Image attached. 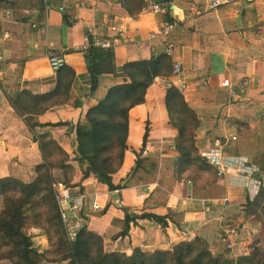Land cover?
Segmentation results:
<instances>
[{"label":"crops","instance_id":"0c3cea01","mask_svg":"<svg viewBox=\"0 0 264 264\" xmlns=\"http://www.w3.org/2000/svg\"><path fill=\"white\" fill-rule=\"evenodd\" d=\"M54 2L29 23L14 21L0 7V56L4 58L0 64V178L15 172V177L30 180L42 161L33 134L7 96L16 99L22 92L41 96L53 91L59 68L67 65L77 77L76 100L81 98L90 90L91 79L85 53L79 49L86 38L95 36L121 41L112 51V73H106L102 63H93L100 80L99 99L114 87L131 84L124 71L126 64L159 58L165 55L166 43L174 44L173 58L165 57L172 68L174 62L182 65L181 78L186 83L183 95L188 109L199 120V151L216 139L237 136L232 154L256 158L264 141V0H258L257 6V0H233L216 10L202 0ZM154 4L161 6L160 13L154 12ZM68 9L73 10L69 11L70 25L64 18ZM166 25L173 28L160 36ZM171 73L169 79H156L146 103L130 112L128 150L122 170L113 180L117 185L125 178L121 186L110 193L107 185L92 177L83 184L86 190L80 188L85 208L82 219L76 222L77 231L86 220L90 231L104 237L109 252L131 254L134 248L171 250L182 241L200 237L220 254L222 225L243 227L247 223L241 239L249 244L257 241L264 250L263 201L258 198L252 202L253 208L245 207L250 201L247 190L228 179L219 178L217 183L203 187L194 186L190 180L175 179L178 132L170 125L166 109L169 86L159 82L173 79L172 69ZM225 80H230V87L223 86ZM246 81L249 85L241 92ZM69 110L61 108L41 119H51L52 114L56 119L64 118L61 112ZM148 123L147 141L157 150V158L139 163L136 176L127 178L146 146ZM35 156L40 163L33 165ZM24 172L30 179H25ZM261 179L264 184V172ZM148 186H152L151 192H146ZM261 197L264 200V188ZM226 198L230 199L228 205ZM95 201L103 209L109 207L105 215L94 211ZM132 208L160 216L171 214L172 219L167 228L145 220L131 223L128 235L120 236L126 231V212H134Z\"/></svg>","mask_w":264,"mask_h":264},{"label":"trees","instance_id":"16d2710c","mask_svg":"<svg viewBox=\"0 0 264 264\" xmlns=\"http://www.w3.org/2000/svg\"><path fill=\"white\" fill-rule=\"evenodd\" d=\"M53 5L54 0H0L1 9H6L14 21L21 23H29L34 15L44 14ZM69 11L73 10H66L64 18L70 25ZM132 16L138 18V15ZM85 59L91 86L78 100L75 93L77 77L67 65L59 68L53 91L41 96L22 92L16 99L7 96L15 113L33 134L42 161L34 168L30 180L15 176L0 179V264H264V250L257 241L251 244L249 255L237 260L224 253H215L212 246L200 237L182 241L171 250L135 249L129 255L107 253L104 237L90 231L86 220L76 232L75 239L71 240L53 189L57 176L70 188L82 187L90 177L107 185L110 191L120 187L121 184L115 185L113 180L122 169L128 150L130 112L146 103L156 79H169L172 74V63L165 55L153 57L150 61L128 63L124 71L131 84L114 87L99 99L100 80L93 71V63H102L106 73H112L113 53L91 48L85 53ZM73 99L75 101L71 102ZM61 108L75 110L74 117L39 122L48 113ZM166 109L170 125L178 132L175 179L190 180L197 187L217 183V169L200 156L197 143L199 120L188 109L183 92L175 85L167 88ZM54 130L65 131L70 150L55 137ZM149 132L148 123L144 144ZM254 162L263 173L264 151ZM139 163L148 162L137 159L127 178L136 173ZM247 202L245 207L251 205L253 208L252 202ZM170 219L171 214L160 216L128 211L124 220L126 231L120 236L128 235L131 223L145 220L167 228ZM31 225L49 237L50 245L46 251L36 246L35 236L27 232Z\"/></svg>","mask_w":264,"mask_h":264},{"label":"built area","instance_id":"2783aa9c","mask_svg":"<svg viewBox=\"0 0 264 264\" xmlns=\"http://www.w3.org/2000/svg\"><path fill=\"white\" fill-rule=\"evenodd\" d=\"M207 6L216 10L222 6L230 4L233 0H202ZM264 11V4H263ZM154 12L160 13L162 11L161 6L158 4H154L152 6ZM63 10V8H61ZM9 15L10 12H7ZM173 28L171 25H166L160 31L161 35H166ZM121 45V41L118 39L108 40L101 39L99 37H91L86 38L84 40V45L80 47L79 51L82 53H87L91 48H98L106 51H113L117 46ZM175 46L171 43H166L165 47V55L172 59L174 56ZM4 61V58L0 56V64ZM182 65L179 62H174L172 72L174 78L171 80H163L159 81L167 86L175 85L177 88L184 92L186 88L185 81L181 78L182 75ZM249 85V82H244L241 88V92ZM224 87H230V80H225L223 83ZM236 97L237 94L234 93ZM238 141L237 136H227L223 139H216L212 144L207 145L205 148L200 149V156L205 160L210 166L214 167L218 171V176L222 180L232 181L233 184L243 185V187L249 191L251 194L250 201L255 202L258 198L261 197L264 184L261 179L262 170L260 167L252 162L247 157L239 156L236 154H232L231 148L234 146L233 144ZM162 150L160 149V153ZM157 158V150L153 145H151L148 141L146 142L145 148L140 151L137 155V159L146 160L153 162L152 159ZM192 182H190V185ZM53 189L56 193V198L58 202V206L61 212L62 219L69 229V236L71 240L75 239L76 232L72 231L73 227L78 228L76 226L77 220L81 217L82 210L84 208V200L83 196L80 194L79 188H70L67 187L63 181L56 180L53 183ZM146 191H151V187H146ZM225 204L228 205L230 203V199H225ZM95 210L100 209V205H94ZM67 215H65V211ZM74 217H72V215ZM74 224L72 226V222ZM242 229L239 228L236 224L225 223L221 227V243L223 245V251L227 257L237 260L242 256H246L250 254L251 244L247 243L242 238L241 235Z\"/></svg>","mask_w":264,"mask_h":264},{"label":"rangeland","instance_id":"374dc122","mask_svg":"<svg viewBox=\"0 0 264 264\" xmlns=\"http://www.w3.org/2000/svg\"><path fill=\"white\" fill-rule=\"evenodd\" d=\"M258 5V0H257V3L254 5V6H257ZM63 12H64V10H63ZM77 88V87H76ZM75 101V99H73V100H71V102H74ZM74 115H75V110H69V112L68 111H62L61 112V116L62 117H64L63 119L64 120H66V119H71L72 117H74ZM50 120H53V121H55V120H57L56 119V116L54 115V114H52V118L51 119H48V120H42L41 119V122H50ZM65 131L64 130H54V132H53V134L55 135V137L67 148V150H70V148H69V142L65 139L66 137V135H65V133H64ZM198 143V142H197ZM263 144H264V141H261V143H260V152L259 153H261L262 151H263ZM198 145H199V143H198ZM250 160H252V162L254 163V164H256L255 162H254V160L253 159H250ZM147 162H150V161H147ZM35 163L36 164H39L40 163V161L38 160V158L35 156V157H33L32 158V164L33 165H35ZM257 165V164H256ZM1 166H3V165H1ZM136 166V165H135ZM135 169H136V167H135ZM12 170V169H11ZM122 170V169H121ZM120 170V171H121ZM137 170V169H136ZM20 171H21V169H20ZM119 171V172H120ZM118 172V173H119ZM137 172V171H136ZM118 173L116 174V175H118ZM16 175V173L15 172H11V174L9 175V176H6V178L5 179H7V178H11L10 176H15ZM19 176V175H18ZM23 176H25V179H30V175H25V172H24V174H23ZM22 176V177H23ZM136 176V173L134 174V175H130V178L131 177H135ZM20 178V177H19ZM92 177H90V179H91ZM95 178V177H94ZM0 179H2V178H0ZM59 181H62V179L59 177ZM90 179H88V180H90ZM96 179V178H95ZM57 180V179H56ZM87 180V181H88ZM97 180V179H96ZM124 180H125V178H123V180L122 181H120L118 184H121V183H123L124 182ZM97 182L99 183V181L97 180ZM85 183V182H84ZM83 183V184H84ZM192 185V187H193V184H191ZM239 186H241V187H243V185H239ZM82 187H83V185H82ZM82 187H78L79 189L81 188L82 189ZM151 187V191H152V186H150ZM84 189H85V187H83ZM81 189L79 190L80 191V194L83 196V200H84V208H85V198H84V195L82 194V192H81ZM86 190V189H85ZM151 191H149V192H151ZM112 191H110V193H111ZM147 192V191H146ZM247 193H248V197H249V199L251 198V194L249 193V191H247ZM57 199V198H56ZM259 200H261V201H263V205H264V200L262 199V197H260L259 198ZM130 202H132L131 201V199H130V201H129V203ZM95 204H98V205H100V209L99 210H95L94 209V211L95 212H97V211H100L101 213H103V215H105L106 213H107V211H108V208L109 207H105V209H103L102 208V206H101V204L98 202V201H95L94 202V204L92 205L93 207H94V205ZM84 208H83V210H82V215H83V211H84ZM138 210V211H137ZM103 211V212H102ZM131 211H136V212H140L139 211V208L138 209H133L132 208V210ZM67 212H70L69 210H66L65 211V215H67ZM71 213V212H70ZM262 213H264V212H262ZM72 215V214H71ZM81 215V216H82ZM72 217H74L73 215H72ZM82 219V217H80L78 220H81ZM125 220V219H124ZM84 223V222H83ZM73 224H74V221L72 222V226H73ZM247 224V223H246ZM245 224V225H246ZM245 225L243 226V227H241V226H239V225H237L239 228H241V229H244L245 228ZM123 226H126V224H125V222H123ZM169 226V225H168ZM129 228H130V225H129ZM69 229H71V227L70 228H68V230ZM77 229L78 228H74L73 227V229H72V231H77ZM29 234H31V235H34L35 236V244H36V246H38L42 251H46L48 248H49V245H50V241H49V237L46 235V234H44L43 232H40L39 230H37V229H35L32 225L31 226H29L28 227V231H27ZM127 236V235H126ZM104 248H105V244H104ZM135 249H141V248H134L133 249V251L135 250ZM105 250H106V248H105ZM143 250V249H142ZM107 251V250H106ZM132 251V252H133ZM145 251H147V250H145ZM107 253H113V252H109V251H107ZM114 253H122V252H114ZM123 254V253H122ZM124 254H127V253H124ZM127 255H129V254H127ZM53 264V263H52ZM54 264H56V263H54ZM62 264H66V263H62Z\"/></svg>","mask_w":264,"mask_h":264},{"label":"clouds","instance_id":"9594fccd","mask_svg":"<svg viewBox=\"0 0 264 264\" xmlns=\"http://www.w3.org/2000/svg\"><path fill=\"white\" fill-rule=\"evenodd\" d=\"M78 188V187H77ZM77 232V231H76Z\"/></svg>","mask_w":264,"mask_h":264}]
</instances>
